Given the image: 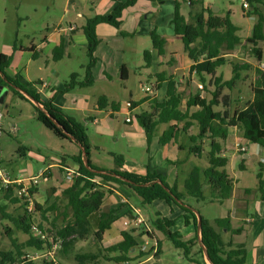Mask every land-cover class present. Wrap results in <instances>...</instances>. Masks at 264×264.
I'll return each mask as SVG.
<instances>
[{"label":"trees","instance_id":"16d2710c","mask_svg":"<svg viewBox=\"0 0 264 264\" xmlns=\"http://www.w3.org/2000/svg\"><path fill=\"white\" fill-rule=\"evenodd\" d=\"M193 0L189 1L192 7ZM249 4L246 9L248 15L255 14V22L252 27V33L245 38L246 42L251 44V51L260 61L262 51L257 46L259 41H264V0H245ZM136 0H125L118 2L109 14H97L85 19L82 25V32L86 38V52L89 62L86 66V81L82 85H90L92 77L90 68L95 62L94 51L98 44L96 26L100 23H106L119 29L120 17L123 9L132 6ZM243 7V6H242ZM244 9V7H243ZM206 16L203 11L190 10V18L185 19L180 12V2L175 0L174 17L172 19L174 34L181 37L183 49L189 59L192 60L190 72H195L202 82V87L209 93V97H201L198 92H191L182 103L183 94L178 91V84L174 80H169L166 86L165 95L160 99L149 98L142 102L129 100L131 108L137 107L140 103L146 102L147 108L134 114L136 122L142 127L147 140L151 138L159 124H168L159 136L160 145H165L170 141L178 140L182 134L187 135L189 140L188 152L197 157L202 155L205 147V157L207 166L201 168L194 166L189 171L184 187L186 194L197 201L203 202H223L231 196L234 179L226 171L228 158L222 155L221 144L228 137V130L237 127L241 130L243 138L259 144L264 151V69L259 66H251L249 63H234L229 61L221 52L222 46L226 50H233L241 44V37L238 34L239 28L231 21L230 13L227 12L225 17L218 15L207 8ZM124 35L123 32H121ZM152 47L157 50L158 54L164 53L165 40L155 31L150 34ZM34 51L33 47L28 48ZM53 58L59 60L63 55V45L59 44L52 49ZM144 58L148 60L150 52L144 51ZM34 57V54H33ZM10 62V56L0 53V84L10 86L4 80L17 87L12 90L21 98L27 99L21 92L42 104L46 113L38 106L33 104L35 117L56 137L77 143L83 150V157L87 158L89 168L85 166L82 155L73 156L74 161L78 163L79 174L67 185L62 188L60 195L47 207H43L34 199L36 186L28 189L29 195L33 201V211L28 212L26 201L23 197L14 195V188L0 186V193L6 202L0 199V219L9 220L13 227L5 225V233L9 236L11 247L0 249V264H62L59 263L58 257L69 258L75 244L79 240H84L92 235L98 243L102 242L105 230L110 228L113 220L112 215L100 213L96 228L90 223V215L100 210L102 201L106 194L112 193V183L121 184L131 189L144 203H151L155 200H163L167 204L174 203L184 210L183 219L185 225H193L194 235L188 239H182L177 232H171L168 228L174 226L175 221L168 219L157 213L155 218L150 220V226L145 224L132 226L120 232V240L109 245L103 246L102 243L96 252H74L72 254V264H97L101 257L103 260H111L116 264H131V262L150 256H157L160 253V241L155 243L144 251L139 246L141 236H149L154 240L153 228L164 232L170 238L175 247L182 248L184 255L189 256L190 245L195 242L199 244V252L202 262L193 261L196 264H207L205 254L212 264H244L245 249L242 245L233 246L232 242L224 241L222 238L223 230H230L237 233L238 230L231 229L226 218H216L213 222L203 217L199 211L191 209L181 193L175 186H170L163 175L147 171L145 174H136L122 169L123 160L121 156L113 155L115 167L106 169L108 173H100L89 160V142L85 129L73 118L67 116L61 110L55 108L51 101L43 102L36 92L35 86L39 82H28L24 86L18 81L17 76H10L6 69ZM232 65L233 76L230 79H223V75H216V71L224 64ZM241 70H253V78L249 83L252 93V99L242 108H231L229 95L225 94L219 99L223 88L232 90L236 80L239 79ZM209 76L205 82L204 76ZM4 77V78H3ZM74 74L72 81L66 85L65 90L74 83ZM124 80V75L121 76ZM208 87H212L209 89ZM20 89V90H19ZM220 105V109L215 107ZM97 106L104 109L109 106L112 110L117 111L119 104L108 102L106 96L101 95L97 98ZM53 118L54 120H52ZM196 125V131L192 132L191 128ZM206 142V144H205ZM21 156L25 155L24 146H18ZM262 163H258L256 173L257 186L256 191L260 199L264 200V177L262 174ZM123 179L127 180L125 182ZM156 180H160L158 183ZM1 183V181H0ZM208 187V195L204 194V187ZM7 203L18 204L23 213L13 216L7 211ZM133 216V212H129ZM198 219L201 226L198 229ZM146 222V221H145ZM215 225V226H214ZM35 227L38 233L32 229ZM14 228L27 234L28 237L23 242L12 236ZM57 243L56 248L53 245ZM202 244V247L200 246ZM28 249L43 251L41 259L35 260L28 258ZM139 249L136 256L131 252ZM54 251V260L42 255L44 252ZM148 256V257H149ZM74 262V263H73Z\"/></svg>","mask_w":264,"mask_h":264},{"label":"rangeland","instance_id":"374dc122","mask_svg":"<svg viewBox=\"0 0 264 264\" xmlns=\"http://www.w3.org/2000/svg\"><path fill=\"white\" fill-rule=\"evenodd\" d=\"M65 1L66 0H0V53L10 56V62L6 69L7 73L13 77L17 76L18 81L24 86H27L28 82L49 81L52 79L53 84H60V91H64L65 87H68L66 85L71 83L72 75L74 74L73 79L75 82L72 83V88L69 87V92L74 94L73 97H77L78 95L86 96L89 107H93L97 97L100 95H106L110 103H121L123 107L118 111L113 112L112 117L105 115L107 111H111L110 107L104 109V112L96 114L98 119H100L99 125L101 128L99 130L96 129L97 126L91 125L87 121L85 122L84 119L75 114L78 123L83 126L88 137L90 146L89 160L95 167L107 170L114 168L116 165L113 155L121 156L123 164L125 163L126 165H133V163H136L137 165L149 163L151 156L156 157L157 145L155 142L158 135L161 134V130L156 128L149 141L146 140L147 137L142 140V137L140 138L137 135L125 133L137 126L136 119L132 113L130 115L132 122L125 121V118L128 116L125 103L130 98L129 92H132V97L135 99L136 93L138 91L141 92V86H150L155 81V77L152 75V71L154 70L148 67L142 51L138 53H134L131 50L128 51V47L131 45H136L137 47L144 45V40L136 39L135 42H132L131 37L120 39V45L126 46L127 49L125 52L121 53L124 61H126L129 66V78L126 81H121L118 78H97L99 76L96 73V68L103 64L101 55L102 53H106L107 49V43L103 41V45H100V48L104 51L97 53L98 55L93 53L95 62L90 68L93 81L90 85H82V83L86 81V66L89 62L86 47L71 44L68 49H65L66 45L65 47L63 45V55L59 60L53 58L52 49H47L45 52H43V50L39 51L43 37L51 33L53 34L54 29H57L62 21L68 22V19L71 16L70 13L65 14L66 18H62ZM205 1L208 2L210 8L218 9L215 13H218L222 17H225L226 13L229 12L231 21L236 26L240 27L238 34L242 36L241 44L231 53L232 56H229V58L238 64L244 62L250 63L251 65L258 63L256 56L251 51V44L247 43L245 40L247 36L251 35L252 27L257 16L255 14L248 15L246 13L247 8L243 9L242 7L244 0ZM187 8L188 6L183 3L180 5V12L182 15L185 14ZM262 11L264 14V8ZM86 18L87 17H83L79 20L81 26L78 32H82V25H84ZM32 45L37 46L38 49H36L38 56L35 59L31 58V53L28 51H21L23 49L25 50L27 47H32ZM257 46L262 49L263 54L261 61L264 62V41H259ZM147 47V49L151 47L150 43L147 44ZM166 48L168 51H175V56L179 63L181 62V59L184 58V49L180 38L173 39L166 45ZM222 51L224 54L227 53L225 47L222 48ZM149 56H151V52ZM27 58L28 60L26 62ZM140 65L143 66L141 67ZM15 70L16 72L18 71L19 74L15 73ZM176 72L181 76V70ZM239 72V79L236 80L235 87L232 90L223 88L219 95V99L225 94L229 95L231 108L241 107V105H244V102L250 98L249 81L253 78V70H241ZM219 74H222L223 79L225 80L230 79L233 76L232 65L224 64L219 67L216 71V75ZM205 78L208 79V76L205 75ZM192 79L194 80L193 90H204L203 88L199 89L200 87L197 86V84L200 83L197 75H193ZM6 87L7 95L5 96L4 101L0 103L3 130L0 135L1 171L6 172L11 178L15 176L22 177L23 175L28 174V171H30L29 169L34 171L38 167L60 162L62 159L68 166L75 168L78 163L74 161L73 156L81 154L83 158L80 146L75 142L56 137L35 117L33 101L28 96L27 99L19 97L10 86ZM183 89L188 90L190 87L186 86ZM203 93L206 92L204 91ZM240 96H243V99H240L241 102L233 101L237 98L239 99ZM39 97L41 101L44 100L41 95H39ZM215 109L219 110L220 105L216 106ZM135 111L139 112V109L136 108ZM12 126L15 127L14 131L11 130ZM192 131L195 132L196 129L192 127ZM233 140V138L228 140L229 145L232 144ZM239 141H243L247 144L246 146L250 153V158L244 160L239 159V162L243 161L246 169L243 173L241 183H243L245 187L254 188L257 184L256 173L258 171V161L260 157L254 154V148L256 147L254 143L244 141L243 139H239ZM18 145L27 148V150H24L25 156H21V152L17 149ZM227 153L229 156L227 170L232 173V169L238 170V165L236 160L231 157L230 149ZM196 163L201 164L203 162L201 161L200 163L197 160ZM51 170L52 176L36 186L37 192L39 191L40 194H44V199H41L43 204H45L48 199L46 195L47 188L50 186L56 187L60 183H67L56 166L52 167ZM262 173L264 177V171ZM0 186H4L2 182L0 183ZM11 186L12 185H9V187ZM117 187L125 199L127 198L132 205H135L138 212L144 217L150 228L149 221L154 219L157 213L164 216L161 212L162 206L165 204L163 203V200H155L159 203L151 202L143 204L140 198L127 186L117 184ZM12 188L14 189L13 194L17 195V188H14L13 186ZM177 189L179 191L184 189L179 180L177 182ZM44 191L45 193H43ZM2 195L3 194L0 193L1 201L6 202ZM182 195L184 196V194ZM186 197L189 200V202H187L188 200H185L188 204L196 208L201 214L205 213V211L202 210L203 204L201 202L197 203L194 198L189 195H186ZM119 199L118 195L114 194H110L104 198L100 210L90 215V223L93 228H96L97 226L100 213L105 215L113 214V220L110 223V227L113 224L111 231L117 230V227L122 228L127 226L128 220L125 221V216L118 213V209L120 208ZM175 206L177 207V205ZM217 207L218 205L211 204L208 208L216 210ZM7 211L13 216L23 213V209L18 204L11 203H7ZM172 219H175L176 226H172L168 229L171 232L178 230L179 234L182 235V239H188L187 237H189V234L187 232V226H183L181 217L177 216L175 213ZM5 225L13 227L9 220L0 219V249H8L11 247L10 238L5 233ZM128 228L130 227L127 226L126 229ZM153 233L160 241V253L157 256L151 254V256L148 257V255L142 258L141 261L138 262V260H136L131 262V264H196L195 262H192L191 259L193 261L202 262L198 243L195 242L190 245L189 256L186 257L183 249L175 247L167 234L155 228H153ZM12 236L16 237L19 242H23L28 237L27 234H24L15 228ZM112 238V236H109L107 240L110 241L106 243L107 245H104L103 241L101 242L102 245L107 247L115 243ZM156 238H154V240L148 238L149 244L145 246L143 250L148 251L155 243ZM144 241L145 236H141L139 239L140 247L143 246ZM101 243L95 241L93 236L90 235L88 238L79 240L75 244V248L72 250L69 258L62 259L61 257H58L57 259L59 263L71 264L72 254L75 251L96 252ZM42 252L43 251L28 249L30 255L37 256L35 260L41 259ZM138 252L139 249H135L131 252V255L136 256ZM97 264L116 263L111 260H103L100 257Z\"/></svg>","mask_w":264,"mask_h":264},{"label":"crops","instance_id":"0c3cea01","mask_svg":"<svg viewBox=\"0 0 264 264\" xmlns=\"http://www.w3.org/2000/svg\"><path fill=\"white\" fill-rule=\"evenodd\" d=\"M123 1L125 0H66L64 10H63L64 14L62 18H66L65 14H69V13L71 14V16L68 19V22L62 21L59 27H61L64 23H67V24L70 23V24L75 25V29L72 30L71 32H65L61 30V28L59 29V27L57 29H54L53 34L51 33L43 37L41 48L39 51L43 50V52H45V50L47 49L51 50L59 44L64 45V47L66 45L65 49H68V47L71 44H77V45H81L82 47H86L87 42H86L84 33L78 32L81 26L80 25L81 23L79 22V20L83 17L88 18V17L97 15V14H109L114 9V7L117 5L118 2H123ZM178 1L180 2V5L183 3L188 6L184 14V17L187 20L190 18L189 16L190 10L203 11L204 16H206L207 14L205 10L207 8H210L208 2L205 0H193L192 7L189 5L190 0H178ZM244 2H247V1L244 0ZM174 8H175V0H136V2L132 6H129L123 9L121 13V17H120L121 23H120L119 29L109 24H106V23L98 24L96 26L98 44L96 46L94 54L98 55L97 53L104 51L100 48V45H103V41L107 43L106 45L107 49H106V53H102L101 55L103 64L100 66H97L96 68V73L99 76L97 78L99 79L118 78L121 81H126L129 78V66L127 65L126 61H124L123 56L121 55V53L125 52V50L127 49H126V46L120 45L121 43L120 39L121 38L124 39L125 37H131L132 42H135L136 39L144 40V45L140 47H137L136 45L135 46L131 45L128 47V51L131 50L134 53H138L142 51V53H144L145 50H149V52H151V56L148 57V60L146 59L145 60L147 61L148 67L154 70L152 71V75H154L155 81L152 85H150L154 89L153 94L146 93L143 88L145 85H143L141 86V92L138 91L136 93L135 99H133L132 97V92L131 91L129 92V96H130L129 100L134 101V102H142L146 98L147 99L156 98L160 100L165 95L167 82L169 80H174L178 84V91L182 92L183 94V100H182L183 106H184L185 100L187 99L188 94L191 92H198L201 97L203 96L209 97L210 95L205 90V88L202 87L201 81L200 83L197 84V86L200 87L199 89L203 88L204 90H196V89H194L195 91L193 90L194 80L192 79V76L197 75V74L195 72H190V67H191V64H193V62L191 59L188 58L186 52L184 51V54H183L184 58H182L181 62L179 63L178 59H176L175 51H168L166 48V45L169 42H171L173 39L180 38L181 40V37L179 35L174 34V31H173L172 19L174 17ZM238 28L240 30V27ZM152 31H155L158 35H160L165 40L164 53L162 54H158L157 50L152 47V42H151V37H150V34ZM121 32H123L124 35H122ZM240 37L242 41V36ZM148 43H150L151 45L149 49H147ZM238 46H236L235 49L227 50V53L225 54L222 53V54L226 56L229 61L233 62V60L230 59L229 56L230 57L232 56L231 53L234 50H236ZM32 47L34 48V51H29L28 48L30 47H27L25 48V50L23 49L21 51L23 52L28 51L29 53H31L30 55L31 58L35 59L38 56V52L36 51L37 46L32 45ZM223 47H225V45H223L222 48ZM221 52L223 51L221 50ZM257 53L259 56L261 55L262 57V54H263L262 51L261 52L258 51ZM33 54H34V57H33ZM27 60L28 58L26 59V62ZM261 60L258 61V63L256 64L255 63L252 64L251 66L258 67V64L260 62H263ZM227 64H230V63H227ZM140 66L142 67L143 65H140ZM178 70H181L182 72L181 76L177 74L176 71ZM15 73L19 74V72L18 71L16 72V70H15ZM122 75H124L125 77L124 80L121 79ZM208 80H209V76H208V79L205 78V82H207ZM36 82H41V81H36ZM47 82L48 84L45 87L33 86L36 92L39 95H41L42 99H44L43 100L44 102L50 100L51 104L55 108L61 110L67 116L73 118L75 121H77L76 115H75L77 114L80 118L84 119L85 122L87 121L91 125L97 126L98 128L96 127V129L99 130L101 128L99 125L100 119H98L96 114L104 112L103 110L107 109V107L109 106H107L104 109H99L97 106V99H96L93 107H89L88 99L86 98V96L78 95L77 97H73L74 94L69 92L70 88L64 91H60L61 89H60L59 83L53 84L52 79ZM186 86L190 87V89L184 90L183 88ZM208 88L212 89V87H208ZM204 91L206 93H203ZM23 95L27 97L25 94ZM240 99H243V96H240L239 99L237 98L233 101L241 102ZM251 99H252V93L250 91V98L246 100L244 102V105H241V107L243 108L246 105V103L250 101ZM121 107L123 106L120 103L119 109H121ZM241 107H238V108H241ZM136 108H138L139 111L142 109H146L147 104L146 102H143V103H140L137 107L132 108L130 111V115L131 113L133 115L138 113L135 111ZM113 112H116V111L111 109V111H107L105 115H107L108 117H112ZM126 122H132V119ZM136 125L137 126L135 128H132L125 133L137 135L140 138L142 137V140L145 139L146 135L142 127L138 123ZM167 125L168 124L162 123L157 126V129L161 130V134L163 130L167 127ZM192 127L196 129V125H193ZM160 135H158V138L155 142L157 145L156 146V149H157L156 157L151 156L150 162L146 164L142 163L140 165H137L136 163H133V165H126L124 163L122 165V169L128 170L136 174H145L147 171L157 172L165 177L166 182L170 186H175L176 189H177V182L179 180L181 181L182 187L184 189L182 191H179L177 189V191L181 194H184L185 196V197L183 196L184 200L187 201L188 199L186 197L187 195L186 189L184 187L185 179L192 167L198 166L201 168H205L207 166L205 151L208 150V148L205 147V150L204 152H202V155L197 157L188 152V145L190 142L187 138V135L182 134L179 136L178 140H175V141L172 140L165 145L159 144L158 139ZM230 138L234 139L231 145H229V142H228ZM239 139L240 140L243 139L244 141L254 143L250 140L243 138L241 134V130H239L237 127H232L228 130L227 139L221 144L222 155L229 158L227 151L230 149L231 157H233L234 160H236V163L238 165V170L231 168L232 173H230L227 170V166H226V171L234 179V185L232 188L231 196L221 203L220 202H203V201H197L196 199L194 200L197 203L201 202L203 204L202 210L205 211V213L204 214H201L200 212L199 213L203 217L208 219L210 222H213V220L216 218H226L230 225V228L238 230L237 233H233L230 230L227 231L226 229H224L222 233V238L226 242L227 241L232 242L233 246H236V245L243 246V248L245 249L244 264H264V200L260 199L256 191L257 184L254 188H250V187H245L243 183H241L243 173L245 172L246 169H245V165L243 164V161L239 162V159L244 160L246 158H250V153L248 152V148L246 146L247 144L243 141H239ZM71 142H74V141H71ZM237 144H239L240 146H243L245 150L243 152H240V150L236 147ZM254 144L256 145V147L254 148L255 149L254 154L260 157L258 163L259 162L262 163L261 172H263L264 171L263 149L259 144L257 143H254ZM197 160L200 163L201 161L203 163L198 164L196 163ZM54 166H56L58 168V171L62 174V171H61L62 167L68 166V165L62 159V161L60 162L50 163V164L44 165L43 167L42 166L38 167L34 171L29 169L30 171H28V174L26 175H32L41 169H48V175L50 178L52 176L51 168ZM67 183H60L56 187L50 186L49 188H47L46 195L48 199L45 202V204H43V201L41 200L42 198L44 199V194H40L39 191L37 192V189L34 193V199L39 204H41L43 207H47L49 204H51L55 200L56 196L60 195L62 188H64L67 185ZM111 186H112L111 187L112 193L110 194L118 195V197L120 198L119 199L120 208L118 209V213H120L122 216H125V221H127L131 218L129 216V212L132 211L133 215H135V213L138 212V210L135 207V205H132L127 200V198H126L127 203L122 202L121 198L122 197L125 198V197L120 192L116 183H112ZM203 190H204V194L208 195V187L205 186ZM43 193H45V191ZM110 194H106L104 198H106ZM156 201H153V202L159 203ZM187 202H189V200ZM163 203L165 204L164 206H162L161 212L164 214V216L168 219H172L174 217V214L176 213L177 216L181 217L183 226H187V232L189 234L188 235L189 237L187 238L192 237L194 235V228H193V225L191 224L190 225L184 224V219H183L184 210H182L181 208H178V206L176 207L174 203L167 204L165 201ZM211 204L218 205L217 209L216 210L209 209L208 207ZM191 208H193L194 212L195 210H197L193 206H191ZM173 220L175 221V219ZM127 226L130 227L128 221H127ZM127 226L122 227V228L117 227L118 228L117 230H112V231H111V227L107 229L104 232L103 239H102L104 245H107L106 243L110 241V240H107L109 236H112L113 237L112 239L115 242L119 241L121 238L120 232L122 230H125ZM174 226H176V224H174ZM175 231L179 233L178 230H175ZM146 238H149V236H145V239ZM207 264L209 263L207 262Z\"/></svg>","mask_w":264,"mask_h":264},{"label":"built area","instance_id":"2783aa9c","mask_svg":"<svg viewBox=\"0 0 264 264\" xmlns=\"http://www.w3.org/2000/svg\"><path fill=\"white\" fill-rule=\"evenodd\" d=\"M242 6L244 8H248V3L247 2H243ZM61 28V30L65 31V32H71L72 30L75 29V25L74 24H67L64 23L61 27H59V29ZM259 68L264 69V62H260L258 64ZM48 82L47 81H41L39 83H37L35 86H47ZM145 92L148 94H153L154 93V89L151 86H144L143 87ZM131 103L129 101H127L125 103V107L127 109V113L128 116L126 117V121H130L131 117H130V111H131ZM2 114L0 112V135L2 134ZM12 131L15 130V127L12 126L11 128ZM236 147L240 150V152H243L245 150V148L243 146H240L239 144L236 145ZM62 175L63 178L70 182L72 181L78 174V167L72 168V167H68V166H63L62 167ZM49 176H48V169H41L38 170L36 173L32 174V175H25L22 177H12L9 176L6 172H2L0 169V181L3 183V185L5 187L9 186V185H16L17 187V195L22 196L23 197V201H26V209L28 212H32L33 211V201L29 195L28 189L33 187V186H37L39 185L42 181H46L48 180ZM122 202L127 203V200L125 198H121ZM129 225L130 227L132 226H138L140 224H145L146 229L149 230V228L146 225L145 219L144 217L139 213L136 212L135 215H133L129 220ZM33 230H35L37 233L38 231L36 230L35 227H32ZM149 244V240L148 238L145 239L143 246L141 247V249H144L145 246H147ZM57 243L53 245V248H56ZM47 256L48 258H51L52 260H54V251H48V252H44L42 255ZM30 257V259H36L37 256H33V255H28V258Z\"/></svg>","mask_w":264,"mask_h":264},{"label":"water","instance_id":"95a60500","mask_svg":"<svg viewBox=\"0 0 264 264\" xmlns=\"http://www.w3.org/2000/svg\"><path fill=\"white\" fill-rule=\"evenodd\" d=\"M212 11L213 12H215L216 11V9L215 8H212ZM4 78V77H3ZM7 83H8V85H10V86H12L13 88H16L17 89V87L15 86V85H13V84H10L6 79H4ZM20 90V89H19ZM20 92H23V91H21L20 90ZM6 93H7V87H5V86H3V85H1L0 84V103L1 102H3L4 101V98H5V96H6ZM24 93V92H23ZM25 94V93H24ZM27 96V95H26ZM29 97V96H28ZM34 103L33 104H35V105H37L40 109H42V111H44L45 113H46V110L43 108V106H42V104H40L38 101H35L34 99H32L31 97H29ZM52 120H54L53 118H51ZM72 141L74 140L73 138L71 139ZM81 148V147H80ZM81 150H83L82 148H81ZM84 154V153H83ZM83 162H84V164H85V166H87L88 168H89V165H88V162H87V158L86 157H83ZM94 171H96V172H100V173H108L107 171H105V170H101V169H94ZM125 182H127V180H125V179H123ZM158 183H160V180H156ZM192 210H193V208H191ZM194 211V210H193ZM200 226H201V223H200V220L198 219V224H197V227H198V229H200ZM200 246L202 247V244L200 243ZM204 256H205V258H206V261L209 263V264H212L210 261H209V259H208V257H207V255L205 254V250H204Z\"/></svg>","mask_w":264,"mask_h":264}]
</instances>
